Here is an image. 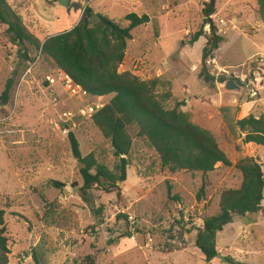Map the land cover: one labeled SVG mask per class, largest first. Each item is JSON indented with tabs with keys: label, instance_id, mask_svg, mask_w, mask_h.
I'll use <instances>...</instances> for the list:
<instances>
[{
	"label": "rangeland",
	"instance_id": "obj_1",
	"mask_svg": "<svg viewBox=\"0 0 264 264\" xmlns=\"http://www.w3.org/2000/svg\"><path fill=\"white\" fill-rule=\"evenodd\" d=\"M9 2L34 31L49 22L52 30L62 32L76 24L83 10L64 8L57 0ZM72 2L90 4L125 26L129 14L149 15L150 23L133 31L120 71L145 81L160 79L158 93L170 96L166 107L180 103L190 120L211 129L234 166L218 165L207 176L172 174L144 139H136L127 181L118 184V191L85 188L81 171L86 166L74 156L69 132L79 141L82 158L93 154L114 170L119 160L110 141L89 119H76L75 125L62 121L64 111L85 102L70 97L61 85L53 96L44 80L51 66L38 51L30 54L29 62L21 59L0 24V209L6 211L12 264H207L195 246L198 227L193 223L202 225L205 218L217 215L221 193L241 186L242 175L235 168L240 160L253 157L264 164V147L244 143L235 128L238 119L261 112H246L253 98L242 82L258 73L264 86V23L255 12L258 0ZM207 4L213 5L216 25L220 20L228 24L218 28L219 34L232 38L223 43V50L210 51L203 65V47L211 34L203 12ZM201 30L205 36L192 46L193 35ZM29 65L33 68L27 74ZM204 71L215 83L206 82ZM221 78L237 81L241 89L228 91ZM10 79L14 88L5 106L1 95ZM258 92L257 98L264 90ZM52 181L63 187L54 188ZM217 246L229 260L264 264V214L236 217L218 234ZM210 264L223 263L216 259Z\"/></svg>",
	"mask_w": 264,
	"mask_h": 264
},
{
	"label": "trees",
	"instance_id": "obj_2",
	"mask_svg": "<svg viewBox=\"0 0 264 264\" xmlns=\"http://www.w3.org/2000/svg\"><path fill=\"white\" fill-rule=\"evenodd\" d=\"M255 10L264 23V0H258ZM203 12L211 32L203 50L202 62L205 65L207 54L219 50L226 38L219 34L218 24L211 19L215 14L213 5L207 4ZM94 15L101 18L96 25L91 22ZM123 21L128 25L87 6L80 22L72 30L52 36L43 44L28 29L9 1L0 0V24L6 28L9 42L19 49L21 59L29 62L32 52H40L52 68L45 78L53 70H58L88 92L89 102L104 104L90 121L110 141L119 163L111 170L99 163L93 154L82 158L79 141L74 133L69 132L72 152L86 166L81 171L84 187H95L108 194L118 191V184L127 181L128 157L136 139H144L158 155L162 168L172 174L185 172L207 176L219 164L233 167L215 134L190 120L189 115L181 109L183 105L179 103L172 109L166 107L165 102L170 96L158 93L160 79L145 81L131 71H120L129 43L134 38L133 31L149 24L151 19L146 14L141 17L129 14ZM203 32L201 30L193 35L192 45L205 36ZM202 76L207 83H215L205 71ZM230 80L221 78V83L227 84ZM13 88L14 80L10 79L1 95L3 105L10 102ZM106 97L111 99L106 102ZM235 128L244 135V143L264 147V111L259 116L249 115L238 119ZM235 168L242 175L241 186L224 190L220 196L219 213L205 218L203 228L197 229L195 246L207 264L219 256L217 237L220 232L236 217L247 218L264 210V164L247 157L240 160ZM51 185L57 189L63 187L57 181H52ZM204 190L203 183L201 194ZM169 197L172 198L171 189ZM100 213L95 211L96 215ZM126 237H131V234ZM10 255L6 211L0 209V264H10ZM230 261L232 264H246ZM35 264L39 263L35 260Z\"/></svg>",
	"mask_w": 264,
	"mask_h": 264
},
{
	"label": "built area",
	"instance_id": "obj_3",
	"mask_svg": "<svg viewBox=\"0 0 264 264\" xmlns=\"http://www.w3.org/2000/svg\"><path fill=\"white\" fill-rule=\"evenodd\" d=\"M220 24L222 27H225V22L223 20L220 21ZM223 31L220 30V33ZM34 65V64H33ZM33 65L30 67L27 74L31 73V70L33 68ZM255 78H253L250 81H242L247 85L248 96L250 98H257L259 95L258 92V86L261 82V76L259 74H254ZM46 87H48V90L51 92L53 96L55 94V87L61 85L64 87L72 98H78L80 101H84L85 103L78 107L76 110H66L61 114V119L66 124H73L75 125L76 119H91L98 111H100L104 104L101 102H89V94L86 90H84L80 85H77L70 76L65 75L64 73L53 70L47 77L45 78ZM251 86H254V90L251 89ZM58 99L57 97L52 98L53 103H57ZM194 226H197L198 229L203 228V225H197L196 222L193 223Z\"/></svg>",
	"mask_w": 264,
	"mask_h": 264
},
{
	"label": "crops",
	"instance_id": "obj_4",
	"mask_svg": "<svg viewBox=\"0 0 264 264\" xmlns=\"http://www.w3.org/2000/svg\"><path fill=\"white\" fill-rule=\"evenodd\" d=\"M9 1V0H8ZM46 2V1H45ZM10 3V2H9ZM11 5V4H10ZM12 6V5H11ZM87 6H89V7H91V5L90 4H87ZM87 6H84L83 7V9L85 10V8L87 7ZM12 8L14 9V10H16L15 9V7H13L12 6ZM92 8V7H91ZM92 9H94V8H92ZM97 13H99L96 9H94ZM20 15H21V12H19L18 10H16ZM101 14V13H100ZM104 15V14H103ZM22 16V18H23V15H21ZM105 16H107V15H105ZM109 17V16H108ZM80 18H81V15L79 16V19H78V21L76 22V24L74 25V26H72L71 28H69V29H66V30H63L62 32H66V31H70V30H72L78 23H79V21H80ZM221 21V20H220ZM220 21H219V23H218V27L220 28H222V26H221V24H220ZM224 21V20H223ZM261 21V20H260ZM225 22V21H224ZM262 22V21H261ZM25 23V22H24ZM226 25H225V27H227L228 26V24L227 23H225ZM27 26V25H26ZM44 27L43 28H41V29H39L38 28V30H33V29H30L28 26V29L42 42V43H44L48 38H50V37H52V36H55V35H57V34H59V33H62V32H57V30H52V24L51 23H49V22H46L44 25H43ZM49 33V34H48ZM206 34H207V32H206ZM134 37V36H133ZM203 38V37H202ZM201 38V39H202ZM232 37H230L229 36V41H230V39H231ZM200 41V40H199ZM198 41V42H199ZM226 41H228V37L226 38ZM228 41V42H229ZM198 42H196L195 44H197ZM228 42H225V43H228ZM130 44V43H129ZM195 44H193L192 46H194ZM223 45V44H222ZM222 45H221V47H220V49L219 50H223V47H222ZM205 46H206V43L204 44V47H203V49L205 48ZM258 55V54H257ZM126 57H127V55H126ZM253 58V57H252ZM168 63L166 62V65H167ZM198 69V66H197V68L195 69V70H197ZM194 70V71H195ZM257 75H258V73H257ZM244 80V79H243ZM249 81V80H248ZM262 83V80H261V82H260V85L258 86V88H261L262 90H264V86L261 84ZM222 86V85H221ZM226 86V85H225ZM239 86V85H238ZM243 88V87H242ZM241 89V87H239V89L238 90H236V91H239ZM229 91V90H228ZM222 91L220 92V95L222 96ZM261 97H259V98H253V101H249L247 104H246V112L248 111V109H250V110H253L254 108H256V109H259L258 111H260L261 110V112L259 113V114H255V113H249V115H256V116H259L263 111H264V93H263V95H260ZM248 114V113H247ZM249 115H245L244 117H247V116H249ZM243 117V118H244ZM207 129V128H206ZM208 130H210V131H212L211 129H208ZM213 132V131H212ZM214 133V132H213ZM215 134V133H214ZM216 136V135H215ZM262 147V146H261ZM227 154V153H226ZM228 155V154H227ZM229 157V156H228ZM219 165H221V164H219ZM195 240H196V238H195ZM195 240H194V242H195ZM10 264H12V258L10 257ZM13 264H15V261H14V263Z\"/></svg>",
	"mask_w": 264,
	"mask_h": 264
},
{
	"label": "water",
	"instance_id": "obj_5",
	"mask_svg": "<svg viewBox=\"0 0 264 264\" xmlns=\"http://www.w3.org/2000/svg\"><path fill=\"white\" fill-rule=\"evenodd\" d=\"M57 1H58L60 6L67 8V9H72V8H75L76 6L79 7L78 10L83 9V7L81 5L75 4L73 2L71 3V0H57ZM83 13H84V9L82 10V15H83ZM82 15H81V18H82ZM81 18H80V20H81ZM100 21H101V18L98 15H94L91 19L92 25H96ZM226 89L229 91H236L239 89V86L236 84V82L234 80H230L226 84ZM80 164L82 165L81 167H84L83 163L80 162ZM262 213L264 214V210L262 211ZM217 259H219L223 264H232V262L229 259H227L226 257H224L222 254H219Z\"/></svg>",
	"mask_w": 264,
	"mask_h": 264
}]
</instances>
